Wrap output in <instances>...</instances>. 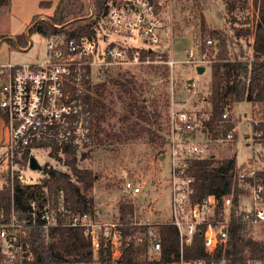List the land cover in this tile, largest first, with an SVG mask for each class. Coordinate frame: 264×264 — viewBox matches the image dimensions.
Listing matches in <instances>:
<instances>
[{
	"label": "built area",
	"instance_id": "obj_1",
	"mask_svg": "<svg viewBox=\"0 0 264 264\" xmlns=\"http://www.w3.org/2000/svg\"><path fill=\"white\" fill-rule=\"evenodd\" d=\"M170 5L171 0H109L96 35L80 38L53 35L47 37L45 56L40 62L0 65V110L5 115L6 131L0 163L11 185L14 179L21 184H36L25 174L29 158L35 151L49 154L57 147L58 154H65L66 148L79 154L89 148L91 121L85 101L90 94L89 70L166 66L169 105L164 124L166 144L161 155L168 157L171 164L169 218L151 222L134 214L129 224L137 227V231L123 237L119 220L101 222L92 217L90 210L73 211L63 194H59L54 203L46 200L39 205L31 201V223L18 219L11 209L8 220L0 224V264H24L33 260L28 233L36 224L37 214L45 232L57 227L77 229L91 241L94 250L102 244L110 251L112 264H118L122 242L140 245L143 239L150 245L148 257L158 259L161 243L156 228L160 225L174 226L178 232L179 249L171 257L170 264H224L213 260L212 255L225 244L232 217L250 229L264 227V178L259 175L264 173V108L254 109L246 120L251 133L245 137L259 145L260 160L252 158L248 164L238 166L236 149L228 153L227 158L235 157L233 176L240 190L237 205L233 193L220 199L208 196L193 201L194 179L189 173V162L208 155L215 157L213 150L219 144L238 142V124L243 116L238 120L230 119L231 110H225L220 124L232 123V128L225 133L219 132L217 140L205 139L195 113L176 95L178 88L194 93L196 83L190 80L177 82L173 76L174 66L204 68L211 60L195 45L184 50L183 61H175L171 47L161 45L157 32L162 28L161 15L170 9ZM167 26H171L170 21ZM109 36L115 38L109 40ZM137 39L140 42L132 45ZM211 44L210 39L206 40V45ZM151 88L155 90V86ZM25 154L28 156L26 161ZM123 190L141 193V188L127 175H124ZM245 199L248 205H245ZM200 226L205 227L202 233L204 257L187 260L183 248L191 243ZM141 227H146L147 231L143 232Z\"/></svg>",
	"mask_w": 264,
	"mask_h": 264
},
{
	"label": "trees",
	"instance_id": "obj_2",
	"mask_svg": "<svg viewBox=\"0 0 264 264\" xmlns=\"http://www.w3.org/2000/svg\"><path fill=\"white\" fill-rule=\"evenodd\" d=\"M109 0H91L93 10L85 1L59 0L51 16L45 20L36 17L28 33L33 31L47 38L53 35H63L68 38L94 36L98 24L106 11ZM226 13L229 16L245 0H224ZM10 0H0L1 6H8ZM254 9V23L251 28L237 30L232 28V36H226L220 30H210L201 18L200 37L206 36L217 41L215 54H208L206 40L197 44L201 53H206L211 60L210 91L206 98L208 111L205 119H198L205 139L217 140L219 132L225 133L233 126L220 124L225 110H231L233 104L249 102L255 105L254 109L264 108V0H252ZM87 10V11H86ZM86 11V13H84ZM93 11V12H91ZM227 24L230 20L226 19ZM249 22H246L248 24ZM253 34V41L249 35ZM16 45L20 48L28 46L25 35L16 36ZM211 40V39H210ZM12 43L11 40H7ZM242 41L249 52L243 51L239 44ZM237 50L234 54L233 50ZM235 50V51H236ZM153 74L167 86L168 68L166 66H148L140 68ZM132 69L119 67H103L98 70H89L88 89L90 94L85 98L90 112L91 135L89 147L97 145H113L134 143L144 139L150 146H158L159 154L166 144L165 127L162 123L160 109L164 107L165 118L169 105L168 94L160 90H153L147 80L137 82L131 74ZM146 73V71H144ZM94 78V81L92 80ZM149 89L152 99L149 100L145 92ZM114 90V92H113ZM167 93V92H166ZM115 98L120 101L121 112L115 118ZM0 118L5 119L0 110ZM233 116H230L232 119ZM57 147L52 148L56 156ZM67 163L74 180L65 173L49 168L46 164L41 169L44 178L38 184H21L16 179L9 185L8 174L5 184L0 188V224L8 220L11 209L17 218L27 223L32 222L30 202L39 205L46 200L55 199L63 194L73 211H92L93 200L87 193L92 188L94 176L87 170H79L75 166V150L64 149ZM86 153H82L85 155ZM24 160L28 159L27 154ZM70 157L73 159L70 160ZM26 166V165H25ZM234 155L225 159H216L211 155L193 159L189 162V173L193 177L194 202L201 201L208 196L218 199L225 194L233 193L234 204L237 205L240 190L234 180ZM264 178V173H259ZM8 182V183H7ZM136 211L131 202L120 200L117 205L115 220L122 223L120 231L123 237L132 235L137 227L130 225L131 218ZM117 217V218H116ZM140 218V217H138ZM36 224L29 229L28 242L33 251V260L24 264H112L111 254L100 244L98 250L92 248L91 241L83 236L82 231L65 227L51 228L45 232L37 214ZM204 226L194 232L192 241L183 248L187 260H197L204 257L202 233ZM143 232L146 227H141ZM250 227L239 219L232 217L225 244L219 247L212 255L216 262L224 264H264V243L250 236ZM161 249L158 259L148 257L149 243L145 239L140 245L122 242L121 255L118 264H170L171 257L179 249L178 232L174 226L160 225L156 228Z\"/></svg>",
	"mask_w": 264,
	"mask_h": 264
},
{
	"label": "rangeland",
	"instance_id": "obj_3",
	"mask_svg": "<svg viewBox=\"0 0 264 264\" xmlns=\"http://www.w3.org/2000/svg\"><path fill=\"white\" fill-rule=\"evenodd\" d=\"M59 0H10L9 5L0 7V65H24L40 62L45 56L47 38L33 31L28 33L32 22L36 17L45 20L51 16ZM93 10L91 0H81ZM224 0H171L170 9L163 11L161 15V29L157 34L163 47H171L175 61L185 59L184 50L191 46L203 43L211 39V48L207 47L208 54H215L217 51V41L214 38L206 36L201 39L199 29L201 18L210 30H220L226 36H232V28L241 30L242 28H251L253 33L254 9L252 0H245V3L238 6L229 16L226 13ZM87 11V10H86ZM86 11L84 13H86ZM93 12V11H91ZM230 20L227 24L226 19ZM38 19V20H39ZM170 21L171 26H167ZM246 22H249L246 24ZM24 34L28 43L26 48H20L16 45V36ZM249 35V41L253 39V34ZM109 36V40L114 39ZM7 40H11L12 43ZM140 42L134 40L131 44L135 45ZM243 51L248 53V48L242 41L239 43ZM236 50V49H235ZM233 50L236 54L237 50ZM146 71V73H144ZM147 70L132 69L131 74L137 82L147 80L150 84H156L155 88L161 90L163 94H168V85L164 84L161 79L153 74H147ZM173 76L177 82L193 81L196 83V91L188 93L182 89L175 92L178 97L187 105V108L195 113L196 118L205 119L208 107L206 98L210 91V68L204 66V72L198 74L196 66L179 65L174 66ZM94 81V78H92ZM152 87V86H151ZM151 92L154 90L150 88ZM114 92V90H113ZM167 92V93H166ZM146 97L151 100L152 95L149 89L145 92ZM169 97V94L167 95ZM116 112L115 118L121 112L120 101L115 98L113 106ZM254 104L242 102L231 106V114L234 119H241L238 124L239 141L234 143H223L213 150L216 159H225L228 153L236 149V163L238 166L248 164L250 159L254 158L259 161V145L252 140H247L246 135L251 131L246 122L251 115ZM165 111L161 108L162 123L165 126ZM246 116V118L244 117ZM3 121L0 118V157L4 155L2 147L6 138V131L2 127ZM198 123H200L198 121ZM249 144V146H246ZM227 150V151H226ZM160 149L158 146H150L145 143L144 139H138L134 143L113 144V145H95L86 149L82 155L76 154L75 166L79 170H87L94 176L92 188L87 195L93 200L94 209L92 217L97 221L108 222L115 220L117 214V205L120 200H126L132 203L135 216L141 219H148L151 222L167 220L170 215V172L171 164L168 157L160 159ZM33 157L41 165H47L49 168L68 174L73 180L75 179L67 163V157L64 154L52 152L47 154L46 151H35ZM73 159L70 157V160ZM0 188L5 184L6 170L0 163ZM40 171L25 170L28 177H32L36 184L44 178ZM124 175L134 181L141 188L140 194H133L123 190ZM9 185L11 187V180ZM8 183V182H7ZM51 203L54 199L49 198ZM248 205V200H244ZM92 218V219H94ZM117 218V217H116ZM250 236L264 243V227H253L250 230Z\"/></svg>",
	"mask_w": 264,
	"mask_h": 264
},
{
	"label": "water",
	"instance_id": "obj_4",
	"mask_svg": "<svg viewBox=\"0 0 264 264\" xmlns=\"http://www.w3.org/2000/svg\"><path fill=\"white\" fill-rule=\"evenodd\" d=\"M40 20V19H39ZM196 71L198 74H202L204 72V68L202 66L197 67ZM213 157V156H212ZM164 156H160V159L162 160ZM28 168L31 171H40L41 170V165L38 163V161L33 157L30 156L29 161H28Z\"/></svg>",
	"mask_w": 264,
	"mask_h": 264
},
{
	"label": "crops",
	"instance_id": "obj_5",
	"mask_svg": "<svg viewBox=\"0 0 264 264\" xmlns=\"http://www.w3.org/2000/svg\"><path fill=\"white\" fill-rule=\"evenodd\" d=\"M28 48H29V46H28ZM3 120V119H2ZM2 122V127L4 128V122L3 121H1Z\"/></svg>",
	"mask_w": 264,
	"mask_h": 264
}]
</instances>
